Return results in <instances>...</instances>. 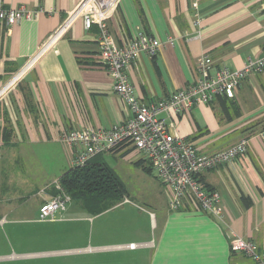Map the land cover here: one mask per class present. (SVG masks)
<instances>
[{"label":"crops","instance_id":"crops-1","mask_svg":"<svg viewBox=\"0 0 264 264\" xmlns=\"http://www.w3.org/2000/svg\"><path fill=\"white\" fill-rule=\"evenodd\" d=\"M80 1L3 0L53 12L0 24V183L13 192L30 185L32 193L0 194V264H250L231 252L230 243L241 237L264 254V71L242 80L232 98L199 103L167 120L172 132L204 154L246 139L247 151L237 161L199 178L220 193L221 218L169 209V191L154 174V181L143 176L145 187L136 181L122 201L100 213L70 200L52 220L38 219L39 206L57 193V176L72 166L62 134L131 116L99 63L97 27L72 17ZM108 28L119 44L138 31L161 40L155 55L140 52L128 68L136 98L152 101L194 82L202 53L214 67L233 69L261 57L264 0H119ZM132 151L123 144L108 152L137 166L141 157ZM46 156L55 173L43 163ZM90 161L107 165L100 154ZM10 167L19 172L5 176ZM29 175L39 177L28 184L23 177ZM131 243L140 245L125 246Z\"/></svg>","mask_w":264,"mask_h":264},{"label":"built area","instance_id":"built-area-1","mask_svg":"<svg viewBox=\"0 0 264 264\" xmlns=\"http://www.w3.org/2000/svg\"><path fill=\"white\" fill-rule=\"evenodd\" d=\"M118 3L119 0H81L72 17H81L85 28L97 25L99 63L111 75L112 88L129 106L131 116L107 127L64 132L62 141L72 149L71 165L83 166L95 155L123 144L131 145L169 191V209H199L221 218L220 193L203 185L199 178L207 169L237 161L247 151L246 139L240 138L221 150L204 154L193 142L172 132L167 120L171 115L190 111L199 103L210 104L217 97L232 98L242 80L252 73L264 71V51L261 57L247 60L238 69L226 65L214 67L210 55L202 53L195 60L197 77L194 82L156 100H139L129 80L128 68L140 52L155 55L162 42L138 31L128 41L117 43L109 31L108 20ZM191 6L196 11L197 4L194 2ZM51 12L52 8L41 5L34 8H27L25 4L5 6L0 0V24L7 27L21 20H31L40 13ZM69 201V195L59 184L57 193L39 206L38 219L52 220L54 211L64 210ZM138 245L131 243L127 247ZM230 250L243 254L250 264H264V254L250 240L237 237L231 241Z\"/></svg>","mask_w":264,"mask_h":264},{"label":"trees","instance_id":"trees-1","mask_svg":"<svg viewBox=\"0 0 264 264\" xmlns=\"http://www.w3.org/2000/svg\"><path fill=\"white\" fill-rule=\"evenodd\" d=\"M135 164L146 172L151 170L142 158ZM59 184L71 200L92 214L115 206L127 192L112 168L104 162L90 160L83 166H71L64 171L59 178Z\"/></svg>","mask_w":264,"mask_h":264},{"label":"rangeland","instance_id":"rangeland-1","mask_svg":"<svg viewBox=\"0 0 264 264\" xmlns=\"http://www.w3.org/2000/svg\"><path fill=\"white\" fill-rule=\"evenodd\" d=\"M92 25H95L97 27L96 24H92ZM13 80H14V78L11 81H13ZM9 84H11V82H9ZM218 98H221V97H217L216 99H218ZM132 153H133V155H135L136 152L132 151ZM133 155H131V156H133ZM131 156L129 155V157H131ZM97 157H99V156H97ZM100 157H102L103 160H105V162L107 163V165L109 167H111L113 169V171L117 174V176L120 178V181L124 185L126 191L128 190L129 187L133 186L136 183V181L140 184L141 187H145L146 186L145 183H143L142 180H141V178H143V176H145V177L148 176L149 179L154 181V179H153L154 178L153 177L154 176V172L152 170H150L149 172H145L141 168H138V166H134L133 164L129 163V161L127 160L128 156H126V157L118 156V155L110 153V152H107V153L105 152V153H101ZM138 157H140V156H138ZM43 163L44 164H51V172L50 173H55L57 171V169H58L56 164L54 162H52V160L49 158V156H46L45 160H43ZM33 171H35V170H33ZM15 172L17 173V172H19V170L11 169V167L10 168H5L4 175L5 176L8 175V174H14L15 175ZM60 175L61 174H59L57 176L56 181L59 180V176ZM29 176H30V178L23 177V179H27L29 181V182H27L28 184H30L31 180L38 179V177H39V176L35 177L33 175H29ZM4 179H5V177H4ZM52 179L53 178H48V180L45 179V181H50ZM5 180L9 182V179H5ZM18 183H20V181H18ZM1 186L2 185L0 183V187ZM45 186H48V184L45 185ZM40 188H37L39 190V194L43 195L44 191L40 190ZM35 192H36V190H34V193ZM21 193L32 194L31 193V186L30 185L16 186V191L15 192L10 190V188H8L7 186H2V191H0V194H2L3 196H10V195L12 196L14 194L16 195V194H21ZM126 194H127V192H126ZM3 196H1V198ZM127 245H125V246L127 247ZM135 247L136 246H134L133 248H135Z\"/></svg>","mask_w":264,"mask_h":264},{"label":"bare ground","instance_id":"bare-ground-1","mask_svg":"<svg viewBox=\"0 0 264 264\" xmlns=\"http://www.w3.org/2000/svg\"><path fill=\"white\" fill-rule=\"evenodd\" d=\"M71 200V199H70Z\"/></svg>","mask_w":264,"mask_h":264}]
</instances>
